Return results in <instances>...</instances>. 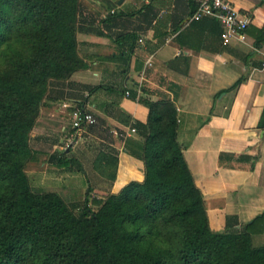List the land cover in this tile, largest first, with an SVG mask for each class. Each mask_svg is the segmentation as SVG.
I'll list each match as a JSON object with an SVG mask.
<instances>
[{
	"label": "crops",
	"instance_id": "0c3cea01",
	"mask_svg": "<svg viewBox=\"0 0 264 264\" xmlns=\"http://www.w3.org/2000/svg\"><path fill=\"white\" fill-rule=\"evenodd\" d=\"M198 1L80 0L76 40L87 65L51 81L31 146L38 158L44 156L41 178L104 186L94 188L103 197L118 193L144 180L138 122H146L149 102L170 99L178 107V139L212 230L251 223L252 242L262 245L264 0H231L252 20L244 40L231 37L227 44L217 18H193ZM72 105L90 110L96 121L66 151L61 149ZM69 159L74 161L61 163ZM82 169L94 174H80ZM69 185L59 191L65 201Z\"/></svg>",
	"mask_w": 264,
	"mask_h": 264
},
{
	"label": "trees",
	"instance_id": "16d2710c",
	"mask_svg": "<svg viewBox=\"0 0 264 264\" xmlns=\"http://www.w3.org/2000/svg\"><path fill=\"white\" fill-rule=\"evenodd\" d=\"M79 8L80 0H0V264H264L251 223L212 230L170 99L149 102L138 122L143 181L102 198L88 189L81 203L32 187L31 132L51 81L87 65Z\"/></svg>",
	"mask_w": 264,
	"mask_h": 264
},
{
	"label": "built area",
	"instance_id": "2783aa9c",
	"mask_svg": "<svg viewBox=\"0 0 264 264\" xmlns=\"http://www.w3.org/2000/svg\"><path fill=\"white\" fill-rule=\"evenodd\" d=\"M204 16H211L220 21L223 28L221 38L225 44L230 42L231 37L244 40V30L247 29L252 20L249 14L237 9L231 0H199L193 18L198 20ZM147 64L152 65V59H149ZM127 94H129L128 91ZM70 107L71 126L62 143V148L66 151L82 142L86 138L88 127L96 121L95 115L90 110L79 105Z\"/></svg>",
	"mask_w": 264,
	"mask_h": 264
},
{
	"label": "rangeland",
	"instance_id": "374dc122",
	"mask_svg": "<svg viewBox=\"0 0 264 264\" xmlns=\"http://www.w3.org/2000/svg\"><path fill=\"white\" fill-rule=\"evenodd\" d=\"M92 125H90L88 127V129L91 127ZM36 144V143H35ZM33 147H34V145ZM61 150H64V149H61ZM72 151V149H71ZM37 156V159H34L33 161H30L27 163L26 165V171L28 172L29 174V178H30V181H31V185L32 187L35 189V190H42V191H53V190H57V192H63V188H65L67 185H69L70 183H72V185L68 186L67 189H69L70 191L68 193H65V197H67V199L69 201H66L67 203L69 202H78V203H81L83 200H84V197L85 195L87 194V191L88 189L91 190V193L89 194V199L92 198V197H95V194H98V196H101L103 197V194L102 192L98 191V190H94V188H98V189H106L104 186H98V185H94L91 186V185H85L84 186H77L74 185L75 183L73 182V180H66L65 178H62L60 179V181H58L57 183L56 182H52L48 177H42L39 175V172H40V168L42 166H40V163L44 160L43 159V155H40V158H38L39 156L38 155H35ZM83 171V169H82ZM79 173V172H78ZM89 173L91 176L94 174L93 171H88V172H81L80 174H87ZM84 175V176H85ZM49 179V180H48ZM59 192V193H60ZM64 194V193H63ZM94 194V195H93ZM92 208H97L96 205H90Z\"/></svg>",
	"mask_w": 264,
	"mask_h": 264
}]
</instances>
